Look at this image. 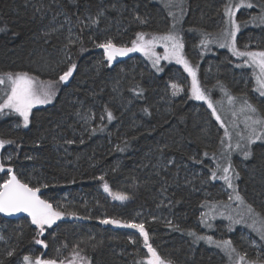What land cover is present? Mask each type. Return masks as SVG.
I'll return each mask as SVG.
<instances>
[{
    "label": "trees",
    "instance_id": "trees-1",
    "mask_svg": "<svg viewBox=\"0 0 264 264\" xmlns=\"http://www.w3.org/2000/svg\"><path fill=\"white\" fill-rule=\"evenodd\" d=\"M41 3L44 9L49 5L51 9L36 12ZM224 3L225 0H186V23L190 26L184 27L182 34L190 63L197 66V61L202 63L209 54L200 45L201 31L192 32L190 38L187 30L195 28L212 34L215 26L216 31H221ZM111 4L117 7L113 9ZM101 6L107 10L99 24L81 31L82 25L73 13L82 16L87 8L94 15ZM65 7L71 15L70 22L63 15L55 16L61 9L53 0H0V28H6L0 32V73L29 71L42 81L57 80L64 70L61 61L66 53L78 65L67 84L56 85V95L50 103L33 108L27 127L16 113L5 110L0 114V139L14 142L1 148L0 162L10 166L22 182L40 187L53 208L65 213L51 227L45 226L43 236L37 234L39 230L31 219L8 220L0 216L5 237L0 241V261L20 264L26 254L60 260L71 258L73 249L78 247L81 254L91 258V264H135L145 256L143 248L139 249L142 238L136 245L125 230L102 224L101 220L108 217L127 222L138 214L146 216L145 227L153 247L174 264H229L215 245L193 243L188 230L198 235L209 233L217 240L230 239L238 251L247 253L248 260H255L257 255L245 248L240 231L245 230L260 244L258 234L245 224H236L231 231L227 228V215L238 218L240 212L237 202L228 199L233 190L219 178L207 179L217 163L226 166L224 126L211 115L204 101L191 98L189 86L172 95L170 83L179 74L189 79L188 73L175 63H162L164 71L158 74L141 52L129 53L110 66L106 61L99 63L104 60L103 50L94 47L95 43L112 38L118 45L130 46L137 32L163 34L171 23L167 12L156 0H76ZM137 14L146 23L135 19ZM262 28L241 29L237 37L240 49L245 48L249 34L252 45L259 43L258 47H264V34L259 32ZM77 36L87 51H80V43L69 45V39ZM213 52L214 57L221 59L212 67L213 71L217 69V75L204 80L202 65L197 68L199 79L210 94L211 86L222 81L231 87L239 84L228 67L232 55L226 48ZM2 87L0 102L4 98ZM140 89L143 93L137 95ZM251 100H255L253 95ZM80 101L84 102L83 108ZM105 105L115 116L111 122L106 114L103 121L99 118ZM77 109H91L93 118L88 125L76 115ZM86 127L89 131H85ZM93 127L103 130L91 133ZM81 139L84 143H80ZM67 140L75 143L67 144ZM205 151L209 153L207 157L203 155ZM254 151L248 160L232 151L231 162L240 173L234 186L247 204L264 215V146L257 142ZM193 155L203 163L191 161L189 157ZM222 155L225 159H218ZM168 160L174 163L167 164ZM100 176L103 181L98 179ZM7 178L5 172H0V184ZM104 181L110 192L104 191ZM112 193H123L128 199H113ZM205 202L227 206L222 211L216 207L212 210L215 218H207L213 225L211 229L200 221L201 213L210 211ZM220 212L225 215H218ZM166 221L179 225L181 230H173ZM34 238L45 240L48 247L35 244ZM11 249H16V254L7 257L6 252ZM258 250L264 255V249Z\"/></svg>",
    "mask_w": 264,
    "mask_h": 264
},
{
    "label": "snow or ice",
    "instance_id": "snow-or-ice-1",
    "mask_svg": "<svg viewBox=\"0 0 264 264\" xmlns=\"http://www.w3.org/2000/svg\"><path fill=\"white\" fill-rule=\"evenodd\" d=\"M184 2L185 0H167L166 6L178 8L180 11V17H176L175 13L169 11L168 15L173 17V23L165 33L146 34L144 32H137L136 38L131 41V47L127 45H118L112 38H106L103 42L95 43L94 47L103 50L104 60L99 63L103 64L104 61H106L109 66L117 59V57H124L129 53L135 52H142L147 56L152 61V66L157 72L163 71V69L159 67L162 59L174 60L177 64L183 65L184 70L189 76H191V87L189 89L191 98L198 101H205L207 107L211 109V115L214 116L217 121H220L221 126L223 127L224 121L217 113L212 98L207 94L206 90L201 87L200 81L197 78L198 65L193 66L184 55V43L180 34L183 30L177 29V24L185 14ZM53 3H56L61 9L55 13V16L63 15L65 20L70 22L71 15L68 13L65 4H74L76 3V0H53ZM256 6L257 5H255L252 0H225L222 9V15L225 18V25L217 40L221 41L219 42L220 48H228L232 55L243 58V63L237 65V67H247L252 70L251 75L256 83V87L253 90L257 92L260 97H264V50L241 51L237 46V33L240 32L243 27H247L249 23L264 25V5H260L261 11L258 15L251 16L249 20H237V12L245 8L253 9ZM110 7L115 9L117 5L111 4ZM121 7L124 6L121 5ZM50 9L51 5H49L48 9H44L43 4L41 3L36 7V12H43ZM106 10L107 8L105 6L98 7L93 15L86 8L82 16L76 13H73V15H76V20L82 25L81 31H83L84 28H91L93 25H98ZM55 16L53 17L54 19ZM135 19L139 20L141 23H146V21L138 14L135 16ZM3 31H6V28H0V32ZM69 31L71 32V29H69ZM187 31H201L203 38L200 40V45L204 48H207L210 42H217L210 41L208 37L211 34L202 30L190 28ZM13 35L16 34L14 33ZM147 36H150V38H146ZM76 43L81 44V52L87 51V49L83 48V42L79 36L75 39H69V45ZM157 44L163 45L164 53L162 56L155 51ZM244 47L247 49L248 46L245 45ZM65 48L67 49L68 45H65ZM61 63L64 64V70L58 75L57 80L42 81L39 77L31 74L29 71H8L0 73V86H3L2 91L4 97L2 102H0V114H3L5 110L16 113L23 118V124L27 127L34 106L50 103L56 95V85L58 83L67 84L70 79L74 77L78 65L72 60L70 53H66V58L64 61H61ZM170 87L173 96H176L185 90L180 84L175 82H171ZM133 91H136V89H133ZM142 93L143 89H140L137 92V95H141ZM92 95H95V93ZM225 95L229 105H234L237 97L227 94L226 90ZM79 103L81 104V108H83L84 102L80 101ZM215 103L222 102L216 101ZM143 111L147 112L148 110L143 109ZM105 114L109 122L115 119L113 112L107 107V105L104 106V114L99 117L101 121L105 119ZM239 114L243 117L241 122L244 125V129L243 131H237L236 135L239 139L236 141L234 148L231 144L227 145L226 166L224 163H217L216 168L212 170L210 177L207 179L216 180L219 178L223 180L227 187L233 190V195H229L228 199L235 200L238 207L243 206L244 208L243 211L238 213L239 218L234 217L231 213L227 215L226 218L229 221V224L227 225L228 230L231 231L236 224H245L252 232H255L259 236L260 244H257L254 240H252L251 243L257 248L264 249V215L257 213L252 205L247 204L244 197L236 191L234 181L239 179L240 173L235 169L231 162L232 151H238L243 155L245 160H248L255 155L254 146L258 141L261 142V146H264V109L250 103L245 95L239 108ZM76 115L84 122V125H88L89 121L93 118L91 109H84V111L77 109ZM232 115L236 116L237 111L233 110ZM233 126L238 128L235 121L233 122ZM104 127H106V125ZM102 130L103 128L93 127L90 129V132L95 133ZM85 131H89V129L86 127ZM224 134L229 140H231V135L227 129H225ZM12 143L14 142L11 140L0 139V148ZM65 143L72 144L75 143V141L67 140ZM80 143H84L83 139L80 140ZM224 143L225 141L222 138L221 144L223 145ZM162 150L163 149H161V151ZM203 155L207 157L209 153L205 151ZM28 158L31 159V157ZM213 158L217 159L215 153H213ZM7 159L11 161L12 157L8 156ZM189 159L198 164L203 163V161L198 160L195 155L189 157ZM218 159L224 160L225 157L222 155ZM173 163L172 160L167 161V164ZM217 170H219L220 173L219 177L217 175ZM0 172H5L8 176V178L0 184V213L8 215L21 212L27 213L28 216L31 217V224L37 226L39 230L37 234L40 236L44 235L45 226L51 227L57 220L65 215L64 212L55 210L53 205L47 199L41 198L39 195L41 191L40 187H30L29 184L22 182L17 178L13 169L10 166H7L4 162H0ZM98 179L103 181L104 177L100 176ZM41 187H47V185H42ZM103 188L105 192H110L107 181H104ZM162 191H166V189L162 188ZM112 196L113 199L121 201L128 199V196L123 193H112ZM169 203L171 204L172 201L170 200ZM205 206H207L210 211L208 213L202 212L200 215V221L206 228L211 229L213 228V225L207 222V218L211 216L212 210L216 205L210 202H205ZM69 215L75 216L76 214L70 213ZM219 215L223 217L225 213L220 212ZM211 218L214 219L215 216H211ZM85 219H87V217H85ZM155 219L156 217H153V220ZM101 223L121 225L123 227L138 230L139 236L142 237L143 247L147 252L144 258L141 261L135 262V264H174V261L171 259L162 258L157 249L153 247L150 242L149 232L146 230L144 222L137 223L134 221H128L122 224L120 220L104 219L101 220ZM166 223L173 230H181L179 225L173 224L172 221H166ZM187 234L194 238L193 243L205 241L209 245H215V247L227 258L229 264H245V262L246 264H264V261H262L259 254L255 260H248L247 253H241L238 251L233 245V241L230 239L217 240L214 239L212 235H198L194 230H188ZM129 239L132 240V237H129ZM2 240H5V237L0 235V241ZM34 243L42 245L44 248L48 247L43 239L34 238ZM15 254L16 249H11L6 252L7 257H13ZM77 259L81 261V264H91V258L81 256V250L78 247L73 249L71 259H67V264H75ZM0 264H4V262L0 261ZM9 264H11V262H9ZM22 264H66V260L43 258L42 255H36L33 257L30 254H26L22 257Z\"/></svg>",
    "mask_w": 264,
    "mask_h": 264
},
{
    "label": "rangeland",
    "instance_id": "rangeland-1",
    "mask_svg": "<svg viewBox=\"0 0 264 264\" xmlns=\"http://www.w3.org/2000/svg\"><path fill=\"white\" fill-rule=\"evenodd\" d=\"M156 1L160 4L161 8L167 12V14L169 13V11H172L173 13H175L176 17H180V11H179L178 8L166 6L167 5V0H156ZM252 2L255 5H257V6L255 8H253V9L245 8L244 12L240 13V14H238L239 12H237V20L238 21L249 20V18L251 16H256V15H258L260 13V11H261L260 5H264V3H261V2L258 3L256 0H252ZM184 10H185V14L183 15V17L180 19L179 23L177 24V29L178 30H181L184 27L187 29L190 26L188 23H186V19H187V4H186V0L184 2ZM169 18L171 20V23H170V26H171L172 23H173V17L169 16ZM224 25H225V18L223 17L221 23H219V29L221 28V26L223 28ZM259 26L264 28V25H260L258 23L257 24L249 23L247 25V27H243L242 29H244V28H255V27H259ZM216 28L217 27H215V26L212 28L213 33L208 37V39L210 41H217V42H210L208 44V47L204 49V53L206 55L207 54H209V55L207 57L203 58L202 63H199L197 61V64L198 65H202V67H203L204 80H205V78L209 79V78L215 77L217 75L216 74L218 72L217 69H215V71H213L212 67L214 66L216 61L221 60V59L216 58V57L213 56V55L216 54L215 52H213V50L218 49V48L220 49L219 42H221V41L217 40V38L219 37V34H220L221 31L220 30L216 31ZM263 28L259 31L262 34H264V29ZM239 33L240 32L237 33V37H238ZM180 34H181L182 39H183L182 31H181ZM188 37L193 38V33L189 32L188 33ZM146 38H150V36H147ZM237 40H238V38H237ZM249 40H250V34H249V36H247V38L244 41V44L248 46L247 49H245V48L244 49H240V47L238 46V43H237L238 48L241 51H245V50H249V51L264 50V47H258L259 43H253L254 45H252V43H251L252 39H251L250 42H249ZM183 43H184V41H183ZM253 46H255V48L250 50V47H253ZM129 47H131V45ZM226 50L228 51L229 54L232 55L230 49L226 48ZM155 51L162 56L163 53H164L163 45L162 44H157L156 47H155ZM193 52H194V54H196V52H197L196 49H194ZM142 55L152 65V61L147 56H145L143 53H142ZM184 55H185V58L187 59L185 51H184ZM230 57H231L232 64L229 65L228 67L231 68L230 71L234 74V76H237L236 80L239 82L238 85H236V86L234 85L235 88L231 87L229 84H227V83L222 81V84H220L218 86H214V85L211 86L212 94H210L205 89L206 87H204L202 85V83H201V81L199 79V76H198L200 74V72L198 70H197V78L200 81L201 87L206 90L207 94L210 95V97L212 98L213 102H216V101H221L222 102V103H214V105H215V107L217 109V113L221 116V119L224 121V128L227 129V131L231 135V140H229L228 137L225 138L226 144L227 145L231 144L233 146V148H234L236 141L239 139V137L236 135L237 131H243V129H244V125L241 122L243 120V117L239 114V108L241 106V103H242V100H243L244 96L246 95L247 99L249 100L250 103L256 105L257 107H259L261 109H264V97H260L259 94L253 90L256 87V83H255V79L251 75L252 70L250 68H247V67H237V65H241L243 63V58L236 57L234 55H232ZM120 58H122V57H117V59L114 60L112 62V64H114L115 62L120 60ZM222 58L226 59L224 57H222ZM162 63H164V64L175 63L176 65H180V64H177L174 60H163L162 59L160 61L159 67H161ZM192 65L196 66L195 64H192ZM180 66L183 67V65H180ZM242 68H245V69H242ZM163 71H164V69H163ZM163 71H160V72L156 71V72L158 74H160ZM175 83L180 84L184 89L185 88L188 89V86H189V89H190V87H191V76L188 79L186 77V75L185 76H181L179 74L177 76V80L175 81ZM242 83H244V84H242ZM227 85H229V86H227ZM249 85H250L251 89L248 87ZM225 90L227 91V94L232 95L233 97H237V100H236L234 105H229V103L227 101V98H226V95H225ZM251 91H253L252 94H250ZM251 95H253L255 97L256 101L255 100L254 101L251 100ZM199 102L201 103L203 101H199ZM204 103L207 104L205 101H204ZM233 110L237 111V115L236 116L232 115V111ZM234 121L238 125V128L233 126V122ZM241 143H243V142H241ZM0 150H1V148H0ZM225 152H227V147L226 146H225ZM235 152L240 154L238 151H235ZM219 208H221L220 211H222L224 208H227V206L222 203L218 207H216V209H219ZM166 209H168V207ZM243 210H244L243 206H240V212L243 211ZM157 214L159 215L160 213H157ZM104 219H111V218L105 217ZM145 219H146L145 215L143 216V215L138 214L137 216H135V220H132V221L137 222V223H139V222H144L145 223ZM121 222H122V224L125 223L124 221H121ZM107 225H110V226H112L114 228H120V229L125 230V233L127 235H129L130 237H132L131 241L132 242L134 241L133 243L136 244V245H137L138 240L140 238H142V237L139 236L138 230L130 229V228H127V227H123L121 225H114V224H107ZM3 231H4V228H0V235H3ZM201 235H211V234L202 233ZM240 236H241V240H243L244 243H245V248L250 249V254H252V255H258L259 254L261 257L264 258V255H262V252L258 250L259 248H257L255 245H253L251 243V241L254 240V241H256L257 244H259L256 239L251 238V235L248 232H246L245 230H241L240 231ZM142 248H143V250L145 251V254H146L147 250L143 247V244H140L139 245V249H142ZM251 248H254V250H252ZM81 256H85V255L81 254ZM61 259H65L66 260V264H67V259H71V258H67L66 259V258L62 257ZM20 264H22V262H20ZM75 264H81V261L79 259H77L75 261Z\"/></svg>",
    "mask_w": 264,
    "mask_h": 264
},
{
    "label": "water",
    "instance_id": "water-1",
    "mask_svg": "<svg viewBox=\"0 0 264 264\" xmlns=\"http://www.w3.org/2000/svg\"><path fill=\"white\" fill-rule=\"evenodd\" d=\"M17 178H18V176H17ZM19 179V178H18ZM31 187V186H30ZM42 190L40 191V193H39V195L41 196V198L42 199H46V198H44L43 196H42ZM49 201V200H48ZM50 202V201H49ZM51 203V202H50ZM52 204V203H51ZM2 216H4V217H7V218H11V219H19V218H28V219H31V217L30 216H28V214L27 213H23V212H21V213H14V214H12V215H8V214H5V213H0Z\"/></svg>",
    "mask_w": 264,
    "mask_h": 264
},
{
    "label": "bare ground",
    "instance_id": "bare-ground-1",
    "mask_svg": "<svg viewBox=\"0 0 264 264\" xmlns=\"http://www.w3.org/2000/svg\"><path fill=\"white\" fill-rule=\"evenodd\" d=\"M16 174V173H15ZM17 175V174H16ZM1 217L5 218V219H8V220H14V219H11V218H7V217H4L0 214ZM16 220V219H15ZM39 248V247H38Z\"/></svg>",
    "mask_w": 264,
    "mask_h": 264
}]
</instances>
